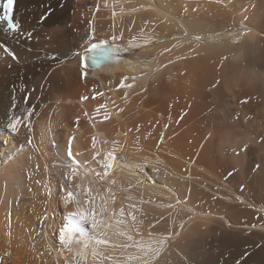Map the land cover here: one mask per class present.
<instances>
[{
  "label": "bare ground",
  "instance_id": "1",
  "mask_svg": "<svg viewBox=\"0 0 264 264\" xmlns=\"http://www.w3.org/2000/svg\"><path fill=\"white\" fill-rule=\"evenodd\" d=\"M13 19L18 32L0 23V264H65L58 232L77 210L67 190L80 184L83 203L82 170L103 173L113 141L125 160L93 185L115 194L98 251L123 261L111 244L130 242L113 233L131 227L134 205L145 238H169L159 264H264V0H15ZM90 25L97 39L122 30L121 48L133 37L140 46L82 69L74 53ZM234 51L256 73L249 91L219 80ZM125 77L133 87H119ZM231 130L252 133V145L231 142ZM81 264L100 260L89 252Z\"/></svg>",
  "mask_w": 264,
  "mask_h": 264
},
{
  "label": "snow or ice",
  "instance_id": "2",
  "mask_svg": "<svg viewBox=\"0 0 264 264\" xmlns=\"http://www.w3.org/2000/svg\"><path fill=\"white\" fill-rule=\"evenodd\" d=\"M15 0H0V9L3 11L0 12V23L6 22L7 30L10 31H19V25L13 19ZM107 6V4H105ZM150 7V5H149ZM141 8H144V5H141ZM123 11V9H121ZM133 12L138 11V9L133 8ZM187 11V10H185ZM113 16H115V11L113 12ZM91 27V32L88 34L87 38L84 41L83 52H76L75 55L80 57V66L82 69H87L88 67L92 68H100L102 66L103 61H109L111 63H119L120 51H128L129 48H136L140 45L136 42V37H133L128 42V47L121 48V46L116 43L123 36V31L121 30L120 34H113L111 39H97L94 36L95 28ZM183 27V25H181ZM141 35H143V30H141ZM188 36L187 31H184L183 37L180 39H186ZM30 38V37H29ZM150 41V37L148 38ZM194 40L200 41L201 36L196 35L193 37ZM175 46V45H174ZM8 52L7 49H5ZM9 55L12 56L13 59H16L14 53L8 52ZM89 60L91 64L89 65ZM127 63L131 64L132 61L129 60ZM158 70V69H157ZM86 75L85 71H82V77ZM128 77H125L121 80L119 87L131 88L132 84H126L125 80ZM133 80L136 77L132 78ZM103 93H101L102 95ZM127 96V93H125ZM87 97H82V99H86ZM95 98V97H93ZM101 107H105L102 105ZM120 111H123L121 108ZM31 116V113L29 114ZM110 116V112L105 110L104 119H108ZM139 131V128L136 129ZM128 131H131L129 129ZM127 135V133H125ZM161 140H163V136H161ZM104 144H107L108 141H103ZM113 147L111 151H108L103 156V173L96 172L95 170L83 171L82 176L84 180H87L88 186L83 189V195L85 199L83 203L79 199H75L81 195L80 184L75 185L74 190H67V195L64 198V203H74L76 205L77 210L74 212H70L66 217V223L63 225L62 229L58 232V240L60 244L67 250L68 255L64 257L65 264H81L82 261H86L89 255V252L93 258V261L97 259L100 260V264H103V260H110L112 264H159V259L162 253L166 250L167 244L166 241L169 239L168 237H159L154 235L152 232H148L147 238H145L140 229L143 224L142 220H138L137 215H134L132 210L134 205H129L130 211L128 212V216L132 222L131 227L128 230L119 229L113 233L118 237H126L127 241L130 243H113L111 247L113 249H121V255L124 257L123 261L113 258L112 256H105L104 253L98 251L100 246H104L108 243V232L105 229H112L114 225L112 223H105V220L101 217L105 213H109V201H115V194L111 193L109 190L108 193L101 194L100 189L95 188L93 185L96 183H100L104 181L105 177L109 175L110 170L113 169L114 163H116L117 167H123V164L119 163V161L125 160V157L121 156L117 157V151H123V148L119 145L117 141H113ZM92 148L97 149L95 156L101 155L102 149H98V142L95 136L92 137ZM68 159L71 161V176L76 175V169L80 166V162L77 161L71 152V148L67 152ZM158 171V169H155ZM115 183V181H113ZM243 190V189H242ZM95 192V195L93 193ZM99 201V203H98ZM178 205L182 203V201L177 200ZM84 205H88V207H84ZM163 206V205H162ZM167 207L171 208L173 205L169 204ZM120 217L124 216V210H120ZM78 221L80 223L77 222ZM110 218H115V213H112ZM81 223L90 224V228L94 230L93 235H89L83 227H81ZM126 221L124 219H115V226L125 225ZM183 227V225H181ZM135 230L137 236L140 239H134L130 231ZM99 235L100 238H96ZM129 248L135 249L134 252H128ZM239 264V261L237 262Z\"/></svg>",
  "mask_w": 264,
  "mask_h": 264
},
{
  "label": "clouds",
  "instance_id": "3",
  "mask_svg": "<svg viewBox=\"0 0 264 264\" xmlns=\"http://www.w3.org/2000/svg\"><path fill=\"white\" fill-rule=\"evenodd\" d=\"M230 61L228 67L220 72L219 80L226 87L233 90L244 92L251 90L256 84V73L253 69L246 66L244 56L241 51H234L227 57ZM231 142L252 145V133L235 130L225 133Z\"/></svg>",
  "mask_w": 264,
  "mask_h": 264
},
{
  "label": "rangeland",
  "instance_id": "4",
  "mask_svg": "<svg viewBox=\"0 0 264 264\" xmlns=\"http://www.w3.org/2000/svg\"><path fill=\"white\" fill-rule=\"evenodd\" d=\"M25 97H26V98H25ZM25 97H24L23 103H24L25 105L28 106V105H29V101H28V100H29V97H30V96H25ZM25 99H26V100H25ZM24 101H25V102H24ZM26 101H28V102H26ZM35 106H36V105H35ZM32 109H33L32 111H34L33 113H36L38 110L41 111V108H38V110H37L36 107H32ZM35 111H36V112H35ZM38 114H40V112H37V115H38ZM51 144H52L53 146H55V142H51Z\"/></svg>",
  "mask_w": 264,
  "mask_h": 264
}]
</instances>
